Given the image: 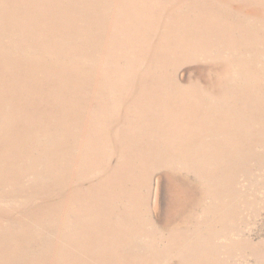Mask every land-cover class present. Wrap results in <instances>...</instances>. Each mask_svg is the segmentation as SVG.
<instances>
[{
	"label": "bare ground",
	"instance_id": "obj_1",
	"mask_svg": "<svg viewBox=\"0 0 264 264\" xmlns=\"http://www.w3.org/2000/svg\"><path fill=\"white\" fill-rule=\"evenodd\" d=\"M0 10V45H7L6 50L0 48V53L7 56L5 61L22 65L15 70L27 72L50 70L33 57L38 44L79 42L95 45L101 40L96 29H104L108 41L117 39L122 30L134 33L141 30L144 39H148L147 34L158 33V37L169 43L178 45L185 40L205 46L219 38L222 27L233 26L232 38L236 41L264 46V0H0ZM32 10L35 17L30 16ZM40 13L43 16L34 25L32 20ZM80 31L88 34L83 36ZM226 38L231 36L226 35ZM128 39L135 41L136 37ZM136 53L146 51L131 50L127 55L123 53L110 60H74L73 64L91 73L119 75L126 80L127 76L142 79L147 73L156 74L165 63L154 58L137 59ZM209 53L203 48V54L195 50L189 55L202 58ZM245 60H226L235 62L237 71V75L229 76L231 89H264V57L257 63L253 59ZM214 65L217 70L205 73L212 86L218 73V66ZM64 68L59 66L57 70ZM250 68H256L257 74L250 75ZM223 85L220 82V86ZM31 90L15 89L13 92L21 94L24 102ZM229 91H219L216 108L225 106ZM250 91L247 90L245 98L252 97ZM203 92L195 89L190 97L202 101ZM181 93V89H162L159 95L168 100L155 101L135 93L138 99L133 106L149 112L165 108L160 114V129H170L165 123L172 122V104H177ZM10 101L7 98L8 104ZM52 102L49 110L54 119L63 126L68 125V117L63 120L61 114L64 111L66 115L65 112L72 109L62 103L59 94ZM119 110L131 116L126 108ZM8 114L7 104L0 102V264H32L30 257L11 245L13 228L9 225L7 209L11 202L25 195L30 203L28 214L16 215L11 220L29 227L34 221V190L42 187L45 175H54L51 178L57 180L58 199L48 215L50 229L57 231L63 242L84 231L93 232L97 237L91 245L83 243L86 249L90 248L87 254L73 251L67 255L71 264H233L239 252L246 248L247 242L239 238L242 233L238 221L243 210L240 186L228 183V177H220L227 176L230 170L220 168L217 162L207 160L191 172L198 183L199 197L188 199L180 194L185 188L182 184L174 180H168L167 184L165 178L166 173L171 175L175 170L190 172L188 168H180L176 159L168 157L164 163L148 168L136 164L151 153L170 151L167 143L161 140L145 143L139 138L131 141L129 136L113 139L102 134L95 122L88 123L90 128L87 129L82 126L84 121H78L69 131L58 127L53 132L78 134L84 138L99 136L98 141L91 146L85 145L84 149L101 152L78 156L68 162V166L62 165L56 174H45L35 164L46 145H34L35 151L30 145L31 151L27 150L26 143L21 141L22 134L10 132L7 123L1 120ZM100 115L108 116L106 113ZM186 129L192 135L191 129ZM130 131L131 135L138 133L136 124ZM210 141L218 146L221 156L230 145L223 129L212 134ZM177 150L196 152V145ZM114 158L115 164L112 163ZM83 176L87 188L80 181ZM155 178L162 184L159 193L165 197L163 204H154L151 200ZM94 181L96 187L88 188ZM89 196H99L108 204L104 220L93 216L97 214L94 211L97 205ZM221 239L230 240L233 249L221 244ZM224 254L228 255L227 259L222 257ZM85 256L90 257L87 262L77 261ZM56 258L64 259V252Z\"/></svg>",
	"mask_w": 264,
	"mask_h": 264
},
{
	"label": "rangeland",
	"instance_id": "obj_2",
	"mask_svg": "<svg viewBox=\"0 0 264 264\" xmlns=\"http://www.w3.org/2000/svg\"><path fill=\"white\" fill-rule=\"evenodd\" d=\"M30 16L35 17L33 10ZM42 16L43 13H40L32 23L36 25ZM95 33L101 38L95 45L79 42L38 44L33 57L36 62L50 69L48 72L15 70L22 65L5 61L7 56L0 53V102L7 104L9 109V114L1 120L7 123L9 131L22 134L21 141L26 143L29 151L30 145L33 151L34 145H46L35 164L45 174H56L62 165L68 166V162L78 156L101 152L84 149L85 145L91 146L98 141L99 136L84 138L78 134L60 135L53 132L58 127L69 131L78 121H84L82 126L87 129L90 128L88 123L95 122L102 134L113 139L122 140L124 136H129L131 141L137 138L145 143L164 141L170 151L163 154L151 153L141 157L136 164L138 167L148 168L164 163L168 157L176 159L180 168H188L190 172L175 170L171 175L166 173L165 178L167 184L168 180L182 184L185 188L180 194L188 199L199 197L198 183L192 174L198 165L207 160L217 162L220 168L230 170L227 176L220 177H228V183H237L243 200L242 215L238 221L242 233L239 238L247 244L233 264H264V89H231L229 76L237 75V71L233 65L235 62L226 61L253 59L254 63L260 62L258 59L264 57V46L236 41L232 38L233 26L222 27L219 38L205 46L200 43L193 45L185 40L178 45L169 43L158 37V33L147 34L148 39H144L141 30L135 33L122 30L114 41L105 39L107 32L104 29H96ZM80 34L86 36L88 33L80 31ZM226 35L231 38L227 39ZM134 36L135 41L128 39ZM0 48L6 50L7 45H0ZM203 48L211 53L202 58L189 55L195 50L203 54ZM131 50L146 51L136 53L134 57L137 59L154 58L165 63L158 68L156 74L147 73L142 79L127 76L129 79L126 80L124 76L91 73L73 64L74 60L85 61L90 58L110 60L121 57L123 53L127 55ZM214 64L218 66V73L212 86L207 82L205 73L217 70ZM59 66L66 68L57 70ZM248 73L256 75V68H250ZM220 82L224 85L220 86ZM15 89L32 90L23 102L22 95L13 92ZM162 89L182 90L177 104H172V122L165 123L166 126H171L170 129H160V114L165 108L149 112L133 106L138 99L135 93L148 101L168 100L159 95ZM195 89L204 91L202 101L190 97ZM223 89L230 90L229 98L224 107L216 108L219 91ZM247 90H251V98H245ZM56 94H59L65 106L72 109L65 112L66 115L64 111L61 114L63 120L65 116L68 117V125L58 123L49 110ZM7 98L11 100L10 104L6 102ZM87 101L95 103L89 104ZM122 101L127 104L123 105ZM120 108L129 110L131 116L123 114ZM104 113L108 116L100 115ZM133 124L138 129L136 135H131ZM186 127L191 129L192 135H189ZM220 129L230 139V145L225 148L223 156L218 146L210 141L212 134H217ZM108 137L104 136L105 140ZM191 144L196 145V152L177 150L178 147L185 149ZM116 162L114 158L112 163ZM53 176L45 175L42 187L34 190V221L29 227L11 220L16 215L28 214L30 203L25 195L11 202L7 209L9 225L13 228L11 245L30 257L32 264H71V260L67 259L70 252L87 254L90 248L86 249L83 243L88 242L91 245L97 241L93 232L84 231L63 242L59 233L50 229L48 215L58 199L55 191L57 180H53ZM80 181L87 188L86 177L83 176ZM161 185L158 178L153 180L151 200L154 204L165 202V197L159 193ZM93 186L95 181L88 188ZM45 190L49 191L48 194ZM89 198L97 205L94 209L97 214L93 216L104 220L108 204L99 196ZM219 242L227 245L229 250L233 249L230 240L221 239ZM61 251L65 258L59 260L56 256ZM222 257L227 259L228 255L224 254ZM89 259L90 257L85 256L77 261L85 263Z\"/></svg>",
	"mask_w": 264,
	"mask_h": 264
}]
</instances>
